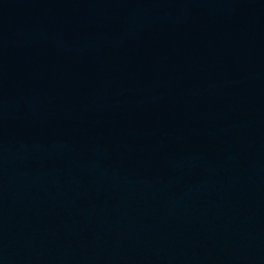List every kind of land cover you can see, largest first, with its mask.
I'll list each match as a JSON object with an SVG mask.
<instances>
[{
	"label": "water",
	"instance_id": "water-1",
	"mask_svg": "<svg viewBox=\"0 0 264 264\" xmlns=\"http://www.w3.org/2000/svg\"><path fill=\"white\" fill-rule=\"evenodd\" d=\"M0 264H264V0H0Z\"/></svg>",
	"mask_w": 264,
	"mask_h": 264
}]
</instances>
